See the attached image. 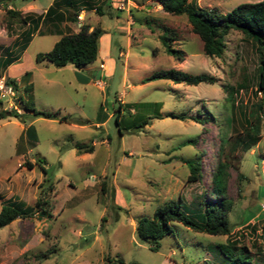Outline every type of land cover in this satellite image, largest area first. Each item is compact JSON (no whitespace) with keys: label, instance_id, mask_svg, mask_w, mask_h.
Here are the masks:
<instances>
[{"label":"rangeland","instance_id":"1","mask_svg":"<svg viewBox=\"0 0 264 264\" xmlns=\"http://www.w3.org/2000/svg\"><path fill=\"white\" fill-rule=\"evenodd\" d=\"M52 1L0 0V72L18 83L11 92L4 82L7 93L0 92V110L16 109L24 119L0 118V207L9 200L34 208L42 198L51 213L39 217L33 210L1 227L0 264H225L228 259L217 244L227 239L244 247L237 252L252 264H264V94H254L258 54L253 41L232 29L224 37L223 54L207 56L187 16L165 12L156 0H133L138 6L109 0L111 7L106 0H91L92 8L79 11L77 19L102 28L100 51L102 36L109 41L112 61L99 52L90 64L100 68L106 63L101 88L72 64L35 62V55L50 50L59 38L44 25L40 29L45 33L34 32L24 50L18 49L21 42L11 44L26 28L20 18L44 13ZM195 1L225 13L239 3L259 0ZM99 4L102 14L95 11ZM7 9L19 14L10 17ZM127 20L133 26L130 32ZM163 33L170 34L173 48L183 51L182 60L165 51ZM7 50L19 56L11 69L4 64ZM170 68L208 73L214 82L142 81ZM26 71L31 72L27 78ZM28 83L31 91L24 90ZM242 83L246 85L240 87ZM19 96L21 103L30 100L36 110L57 117L33 118ZM119 100L126 102L120 109ZM158 112L162 118L156 117ZM166 112L186 116L171 118ZM194 115L200 122L187 117ZM62 116L66 120L58 118ZM29 124L34 135L26 134ZM255 124L259 138L245 148L246 131L253 134ZM78 145L93 146L80 154ZM196 157L201 177L188 183L184 160ZM27 161L34 163L32 169ZM103 180L106 192H101ZM222 184L223 196L218 191ZM180 196L191 209L203 206V197L230 199L229 235H210L174 222L173 233L160 239L157 250L151 249V242L136 235L137 220L166 203H180Z\"/></svg>","mask_w":264,"mask_h":264},{"label":"trees","instance_id":"2","mask_svg":"<svg viewBox=\"0 0 264 264\" xmlns=\"http://www.w3.org/2000/svg\"><path fill=\"white\" fill-rule=\"evenodd\" d=\"M103 1V0H102ZM109 2V0H106ZM162 9L173 15L185 14L191 25L192 31L199 36L202 40L203 52L207 56H221L223 54L225 43L224 37L230 30H239L250 38L255 44V51L258 54V66L256 74V83L254 94L260 92L264 94V0L256 2H242L234 6L228 12L222 13L216 8L208 9L200 7L195 0H156ZM92 5L91 0H53L47 7L44 13L34 15L28 13L20 18L21 24L28 25V28L21 32L19 40L14 39V45L22 41V49L27 46V43L31 39L32 34L37 32L42 35L45 32L40 29L41 26L48 28L46 32H55L60 35L59 39L53 44L52 48L46 52H39L35 55V62L40 63L43 61L50 62L56 67H63L68 64L74 65L77 69H83L85 66L93 63L99 54V37L102 33V28L99 26L93 27L91 30L90 25L82 22L77 31H72L68 26L61 27L62 23L70 22L77 23L78 12L85 8H89ZM102 5V2H101ZM101 5L95 6L99 14H102ZM7 14L10 17H14L19 14L18 11L13 9H7ZM171 33V31H170ZM161 41L165 45V51L175 56L178 60H182L183 51L175 49L170 45L172 37L165 33L160 35ZM169 42H168V41ZM13 44V43H12ZM15 60L12 56V51L7 50V56L5 57L4 64L7 66ZM31 75L30 71L24 73V77L27 78ZM1 76V75H0ZM24 79V78H23ZM167 79L173 83H186L196 85L200 82L213 83L214 77L208 73L192 74L179 69L170 68L158 70L151 73L149 76L143 79ZM6 86L18 89V83L15 79L4 78ZM246 85L245 83L240 84ZM25 91L32 90V84L28 83L24 86ZM19 102L21 103V97L19 96ZM30 100L23 103L22 108L26 112H30L33 118H56L57 115L54 112L36 110L32 104H29ZM119 106L118 109H120ZM13 116L23 119V113L12 110H0V118ZM166 117L184 119L186 114L167 112L164 114ZM156 117L162 118L161 113H157ZM188 118L200 122L199 116H187ZM60 120H66V116L58 117ZM116 121L119 124V115L116 116ZM147 121H143V125ZM254 133L251 134L248 130L246 135L248 140L242 141L244 147H248L250 144L255 143L259 138L260 127L255 124ZM120 129V128H119ZM249 129V128H248ZM28 136L34 135L35 128L32 124H29L25 128ZM195 143L194 138L188 139ZM93 146V145H92ZM92 146L86 147L78 145L79 149L83 152H88L92 149ZM200 159L193 158L184 160L189 165V174L187 176V182L193 183L200 180ZM27 167L32 169L34 163L26 162ZM222 166V165H220ZM44 173L45 168L41 166ZM220 169V167H219ZM219 171V170H218ZM213 176V181L217 174ZM106 183L103 180L101 182V192H106ZM218 191L223 196L225 192V184L219 187ZM112 194L114 195V189ZM204 196V195H203ZM206 198V199H205ZM204 199V200H203ZM201 205L198 209H191L184 203L180 196V203L169 202L164 206L157 208L152 216H142L137 220L135 231L137 237L142 241L151 242V249L157 250L159 247L160 239L169 233H173V223L179 222L184 226L196 231L205 232L210 235H229L231 231L229 223V212L232 207V201L228 198L222 197L220 199L203 197ZM184 203V204H183ZM48 201L46 199L38 198L35 202L34 208L27 206L23 207L22 203L9 201L1 204L0 207V228L6 226L17 217H21L25 214H30L33 210L39 217L50 216L51 213L48 210ZM236 240L232 241L227 239L225 244H217L220 252L228 260H224L225 264H252L247 260L243 253L237 252L239 249L244 250V247L236 246ZM227 249L231 254L224 251ZM122 263V262H120ZM28 264V263H25Z\"/></svg>","mask_w":264,"mask_h":264},{"label":"crops","instance_id":"3","mask_svg":"<svg viewBox=\"0 0 264 264\" xmlns=\"http://www.w3.org/2000/svg\"><path fill=\"white\" fill-rule=\"evenodd\" d=\"M93 1V0H92ZM129 2H131L130 4L131 5H129V6H138V4L136 3V2H134L133 0L131 1H129ZM108 6H110L111 7V2L109 1L108 3ZM124 6V5H123ZM86 6H85V8H83L82 10H80V11H82V12H88V10H86ZM130 8V7H129ZM128 8V10H130ZM88 9V8H87ZM93 10L94 9H91V12H93ZM123 10V9H122ZM117 19H119V18H117ZM132 19H130V21H131ZM130 21L129 20H127V23H128V26H127V32H130L131 30H132V28H133V26H132V24L130 23ZM82 22H84V21H78L77 23H70V22H64V23H62L61 25V27H64V26H68L72 31H77L78 30V27H79V25L82 23ZM85 23V22H84ZM87 24V23H86ZM94 26L91 24L90 25V30L93 28ZM28 28V25H26V28H24L23 29V31L24 30H26ZM46 29H48V28H46ZM49 30V29H48ZM48 30H46V31H48ZM22 31V32H23ZM37 33V32H36ZM38 34V33H37ZM21 35V34H20ZM33 35V34H32ZM21 37V36H20ZM59 37H60V35H59ZM104 35L102 36V39H101V44L103 45V47H102V50L100 51V49H99V52H101V55H102V57L106 60V61H112V58L110 57L111 56V54H110V49H109V41H108V39H105L104 40ZM17 38H18V36L17 37H15V40H17ZM20 39V38H19ZM18 39V40H19ZM59 39V38H58ZM57 39V40H58ZM56 40V41H57ZM55 41V42H56ZM12 43H14V41L12 42ZM11 43V44H12ZM18 43H19V41H18ZM21 43H22V41H21ZM22 49V47L20 46L18 49ZM23 50H24V48H23ZM122 54V52L120 51L119 52V55H121ZM125 55H127L126 53H125ZM15 57V60L17 59L18 60V55L17 56H14ZM14 60V61H15ZM13 61V62H14ZM12 62V63H13ZM7 67H9V69H11L12 67H13V65L12 64H9V65H7L6 66V68ZM86 72H87V76L88 77H90L91 79L93 78V79H96V84L97 85H99L101 88H103V84H102V82H101V77L103 76V70L104 69H106V63H104V62H101L100 63V68H94V67H92L90 64L89 65H87V66H85L84 68H83ZM98 70H100L101 72H100V79H98L97 78V74H98ZM3 71V70H2ZM21 73H22V70L20 71ZM113 72L111 71V70H109V74H112ZM109 74H106V75H108L109 76ZM0 77H2V78H4L6 75H4L3 74V72H0ZM91 79H86V80H90L91 81ZM143 81V80H142ZM177 84H179V83H177ZM126 104V102H124L123 100H119V106H122V105H125ZM158 104V103H157ZM160 104V103H159ZM118 106V107H119ZM167 113V112H166ZM165 114V113H164ZM80 154L81 153H84V152H79Z\"/></svg>","mask_w":264,"mask_h":264},{"label":"built area","instance_id":"4","mask_svg":"<svg viewBox=\"0 0 264 264\" xmlns=\"http://www.w3.org/2000/svg\"><path fill=\"white\" fill-rule=\"evenodd\" d=\"M80 19H81V18H80ZM81 20H82V19H81ZM4 87H5L4 80H3V81L0 80V92H1L2 95H4V94L7 93V88H4ZM8 88H9V90L12 92L11 87L8 86ZM262 207L264 208V205H262Z\"/></svg>","mask_w":264,"mask_h":264},{"label":"water","instance_id":"5","mask_svg":"<svg viewBox=\"0 0 264 264\" xmlns=\"http://www.w3.org/2000/svg\"><path fill=\"white\" fill-rule=\"evenodd\" d=\"M100 70H98L97 78L100 79Z\"/></svg>","mask_w":264,"mask_h":264}]
</instances>
